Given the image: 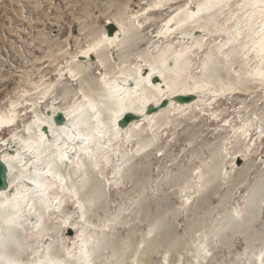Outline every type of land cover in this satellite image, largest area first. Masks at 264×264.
Wrapping results in <instances>:
<instances>
[{"label": "bare ground", "instance_id": "bare-ground-1", "mask_svg": "<svg viewBox=\"0 0 264 264\" xmlns=\"http://www.w3.org/2000/svg\"><path fill=\"white\" fill-rule=\"evenodd\" d=\"M178 1H148L143 9L147 14L143 21L126 27L111 21L109 24L116 27L111 37L105 32L80 49L73 64L68 66L81 96L75 102L54 100L47 113L41 114L37 103L28 100L27 114L33 118L20 131L18 104L12 103L0 112V135L6 129L15 128L10 136L0 138V156L8 178V187L0 190V264H142L137 250L135 255H125L126 246L122 250L110 247L112 258L119 257L109 260L110 257L103 255L110 238L107 231L79 228L76 222H70L69 214L60 223L63 231L73 230V234L60 239L49 223L59 219L53 218L56 212H64L61 207L65 194L72 201V207L80 209L85 221V204L103 192L94 181L103 179L104 182V177L99 178L104 171L110 173L116 163L125 161L129 154L124 149L126 143L130 147L135 142L139 151L141 147L147 150L153 145L154 138L148 137L155 127L161 128L173 121L174 124L180 116L190 118L195 113L214 109L219 99L235 97L247 83L264 84V0H197L191 8L184 4L169 15L162 24L163 30L160 28L153 37L149 36L151 39L142 38L144 28L156 22L150 13L166 11ZM214 36H223L226 40L222 39L215 48L208 44V37ZM134 43L146 47L136 54L133 52L136 65H131L129 49ZM116 56L118 63L113 59ZM251 62L253 65L249 66ZM92 69L99 71L100 83L88 80ZM65 76L61 74L60 79ZM46 89L41 93L45 103L50 87ZM72 96L74 100L77 94ZM180 97L189 99L180 102ZM162 102L166 103L164 107L160 106ZM150 109L153 111L148 113ZM57 114L62 115V124L55 123ZM126 116L134 118L122 128L119 123ZM218 153L211 155V166L205 174L197 173L201 176L194 195L203 188L200 183L204 179L217 180L229 168L224 174L226 180L237 178L246 189L241 210L227 209L228 204L221 201L218 214L208 212L206 221L195 224V230L202 237L197 243H191L194 245L191 259L183 262L164 257L162 260L166 263L161 261V264H204V248L212 244L227 246L237 237L250 251L243 264H264V210L259 222L261 228L256 227L261 213L258 205L264 206V199L258 203L264 186L256 188L255 181L251 180L254 169H244L246 163L257 162L236 145L227 153L233 162L230 161L227 169L219 170L216 168L222 163ZM235 160L243 164H235ZM121 169L115 170L114 177H122ZM244 173L246 178H242ZM162 225L150 224L154 233ZM178 243L182 242L174 241L172 247Z\"/></svg>", "mask_w": 264, "mask_h": 264}, {"label": "rangeland", "instance_id": "rangeland-1", "mask_svg": "<svg viewBox=\"0 0 264 264\" xmlns=\"http://www.w3.org/2000/svg\"><path fill=\"white\" fill-rule=\"evenodd\" d=\"M148 1L160 0H0V112L12 103L18 104L20 131L33 118L32 114H27L28 100L37 103L36 108L41 114L47 113L54 100L75 102L81 96L77 82H72L68 66L75 61L76 53L89 46L95 37L104 34L111 21L120 22L125 27L143 21L147 16L143 9ZM196 2L179 0L166 11L150 13L156 22L144 28L142 38L148 36L146 40L151 39L177 7L185 4L186 8H191ZM208 38V44L215 48L220 46L222 39L223 42L226 40L223 36ZM131 46L129 52L132 59L129 63L136 65L133 64L135 54L138 50L143 51L146 45H141V48L134 43ZM113 59L118 63L117 56ZM252 65L251 62L249 66ZM61 74L63 77L66 75L65 78L60 79ZM99 78V71L92 69L88 80L97 84L100 83ZM48 87L49 99L45 103L41 93ZM74 94L77 96L72 100ZM80 102L86 103L85 100ZM212 108L195 113L190 118L180 116L174 124L173 121L161 128L155 127L148 137L154 138L151 142L153 145L148 146L147 150H142L140 146L139 151L135 142L130 147L126 143L127 148L124 149L129 154L123 165L116 163L110 173L104 171V175L99 177H104V182L103 179L94 181V185L102 187L103 192L85 204L86 222L80 209L72 207L66 193L61 207L64 212H56L53 218L59 219H52L49 223L54 233L60 239L69 235V231L73 234V230L63 231L60 223L69 214L72 216L70 222H76L79 228L107 231L110 238L103 255L110 257L109 260L113 259L110 247L122 250L124 246L123 251H127V256L135 255L137 250L142 264H161L164 257L166 260L181 259L183 262L191 259L194 252L191 243H197L202 237L200 231L195 230V224L206 221L208 212L218 214L221 201L228 204L227 209L237 207L241 210L246 197V189L239 179L232 177L226 180L224 177L229 168L217 180L208 182L207 178L204 179L200 183L203 188L194 195L201 176L197 173L207 172L213 152H219L218 159L222 163L216 169H227L230 161L233 162L228 151L236 145L241 146L247 151L249 159L257 162L246 163L244 169H254L251 180L255 181L256 188L264 186V84L247 83L240 94L219 99ZM238 127L242 129L237 132ZM14 130H4L0 138L10 136ZM119 152L123 154L122 149ZM237 163L243 164L235 160ZM120 167L122 177H114L115 170ZM242 176L246 178L245 173ZM186 191H190L188 195ZM263 199L264 194L258 203ZM258 206L261 213L258 223H255L256 227L261 228L259 222L262 221L264 206ZM153 223L163 224L158 233L152 231L150 224ZM174 241L182 243L173 248ZM184 241H188L187 244ZM248 241L252 242L250 239ZM249 252L245 243L241 244L237 237L227 246L212 244L204 248V264H243Z\"/></svg>", "mask_w": 264, "mask_h": 264}, {"label": "water", "instance_id": "water-1", "mask_svg": "<svg viewBox=\"0 0 264 264\" xmlns=\"http://www.w3.org/2000/svg\"><path fill=\"white\" fill-rule=\"evenodd\" d=\"M116 27L113 24H108L106 27V33L109 37H111L114 32H115ZM91 60H93V58H90ZM189 98L187 97H180L178 98V101L182 102V101H187ZM166 105V103L162 102V104L160 105L161 107H164ZM159 106V107H160ZM153 111V109H150L148 111V113H151ZM134 117L131 116H126L123 118V120L120 121L119 125L120 127H124L129 121L133 120ZM54 121L56 124H62L63 123V117L61 114H57L54 118ZM8 178H7V168L6 166L2 163L1 160V156H0V190H5L8 187V182H7ZM72 234V231H69V235Z\"/></svg>", "mask_w": 264, "mask_h": 264}]
</instances>
